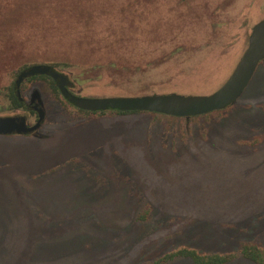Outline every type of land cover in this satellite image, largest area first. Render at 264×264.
<instances>
[{
	"label": "rangeland",
	"instance_id": "374dc122",
	"mask_svg": "<svg viewBox=\"0 0 264 264\" xmlns=\"http://www.w3.org/2000/svg\"><path fill=\"white\" fill-rule=\"evenodd\" d=\"M43 1L28 0L46 8ZM196 1L211 16L185 29L192 53L182 52L186 41L148 44L142 53L153 60L173 59L126 80L115 66L86 79L75 68L57 71L83 99L215 93L264 19V0ZM81 11L54 14L74 20ZM45 62L27 58L8 73ZM21 95L46 120L31 136H0V264H152L182 246L238 255L244 243L264 247V61L231 108L204 120L124 118L114 110L86 119L43 80ZM0 117L37 122L1 102Z\"/></svg>",
	"mask_w": 264,
	"mask_h": 264
},
{
	"label": "trees",
	"instance_id": "16d2710c",
	"mask_svg": "<svg viewBox=\"0 0 264 264\" xmlns=\"http://www.w3.org/2000/svg\"><path fill=\"white\" fill-rule=\"evenodd\" d=\"M43 5L46 8L31 6L28 0H0V81L3 75L7 76L4 78L6 85L0 88L6 91L3 96L0 94V102L12 111L25 109L24 97L16 90V81L22 72L35 64H24L8 73L10 65L17 67L27 58H46L47 62L42 65L55 70L75 68L84 79L115 66L126 80L130 76L146 74L149 68L159 67L173 59L171 54H164L153 60L154 57L142 53L148 44L168 47L171 43L186 41L182 52L192 53L195 49L188 44L185 31L188 26L201 24L205 16H211L208 7L196 0H46ZM76 8L82 11L74 20L64 19L70 14H65L63 19L54 14ZM40 11L44 13L43 20ZM35 12H38L37 17L32 19ZM28 15L30 18L23 17ZM178 49L181 47H176ZM40 80L49 82L54 96L84 118L105 116L106 112H89L71 104L62 95L57 81L49 76L27 79L22 92ZM222 112L224 110L188 120H204ZM111 113L124 118L147 114L157 121L183 120L146 112L114 110ZM240 257L254 264H264V247L244 243L238 255L234 252L211 254L182 246L152 264H170L177 259L191 260L193 264H231Z\"/></svg>",
	"mask_w": 264,
	"mask_h": 264
},
{
	"label": "water",
	"instance_id": "95a60500",
	"mask_svg": "<svg viewBox=\"0 0 264 264\" xmlns=\"http://www.w3.org/2000/svg\"><path fill=\"white\" fill-rule=\"evenodd\" d=\"M264 61V19L257 23L251 32L248 47L240 58L230 78L215 93L209 96L160 95L120 99H83L73 95L68 88V79L49 66H33L22 72L16 81L17 93L21 96L23 83L32 77L49 76L57 81L62 95L77 108L89 112H146L173 118H194L226 110L234 105L248 88L257 70ZM39 116L38 124L27 127L21 118H1L0 136L14 134L28 136L37 132L46 120V112L39 105L28 107Z\"/></svg>",
	"mask_w": 264,
	"mask_h": 264
},
{
	"label": "flooded vegetation",
	"instance_id": "af4514ba",
	"mask_svg": "<svg viewBox=\"0 0 264 264\" xmlns=\"http://www.w3.org/2000/svg\"><path fill=\"white\" fill-rule=\"evenodd\" d=\"M24 101H26L25 98H24ZM30 107H32V106H30ZM25 109H27V110H29V111L31 112V114L37 119L36 124H38V121H39V116H38V114H37L36 112H34L33 110L28 109V106H27L26 102H25ZM36 124L33 125V126H28V124H27V127H28V128H33V127L36 126ZM33 134H34V133H33ZM31 135H32V134H31ZM31 135H28V136H31ZM28 136H27V137H28Z\"/></svg>",
	"mask_w": 264,
	"mask_h": 264
}]
</instances>
